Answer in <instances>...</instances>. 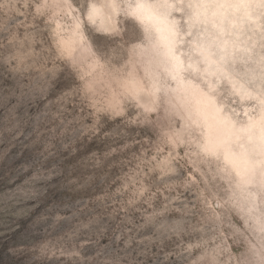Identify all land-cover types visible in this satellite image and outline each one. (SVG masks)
Masks as SVG:
<instances>
[{
  "label": "rangeland",
  "instance_id": "rangeland-1",
  "mask_svg": "<svg viewBox=\"0 0 264 264\" xmlns=\"http://www.w3.org/2000/svg\"><path fill=\"white\" fill-rule=\"evenodd\" d=\"M0 264H264V0H0Z\"/></svg>",
  "mask_w": 264,
  "mask_h": 264
},
{
  "label": "clouds",
  "instance_id": "clouds-1",
  "mask_svg": "<svg viewBox=\"0 0 264 264\" xmlns=\"http://www.w3.org/2000/svg\"><path fill=\"white\" fill-rule=\"evenodd\" d=\"M193 75H195V74H193Z\"/></svg>",
  "mask_w": 264,
  "mask_h": 264
}]
</instances>
